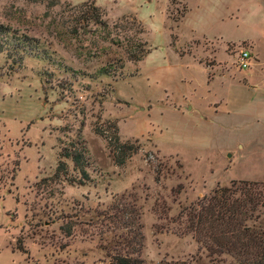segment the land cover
<instances>
[{
  "label": "rangeland",
  "instance_id": "obj_1",
  "mask_svg": "<svg viewBox=\"0 0 264 264\" xmlns=\"http://www.w3.org/2000/svg\"><path fill=\"white\" fill-rule=\"evenodd\" d=\"M90 1L0 0V24L38 47L19 64L0 53V264H110L106 245L119 231L104 234L102 213L120 196V203L130 202L129 195L140 215L145 264H237L208 259L190 236L166 230L158 215L162 210L173 218L231 181L264 183V121L243 113L244 95L226 79L209 84L175 54L209 65L208 78L232 76L238 46L182 36L185 7L167 0L164 29L175 37L173 46L167 47L160 24L146 21L136 38L151 50L133 64L115 39L131 37L123 18L133 16L125 13L138 0H92L106 28L82 19ZM103 67L108 75L99 74ZM262 86L256 84V94ZM112 125L120 141L138 147L121 167L94 133ZM78 137L87 151V180H51L59 148Z\"/></svg>",
  "mask_w": 264,
  "mask_h": 264
},
{
  "label": "trees",
  "instance_id": "obj_2",
  "mask_svg": "<svg viewBox=\"0 0 264 264\" xmlns=\"http://www.w3.org/2000/svg\"><path fill=\"white\" fill-rule=\"evenodd\" d=\"M83 6L85 11L81 17L84 21L106 28L94 1L86 2ZM123 19L129 20L130 27L126 28L125 32H132V35L129 37L122 34L115 40L119 42L118 45L124 46L126 60L137 64L151 49L145 41L136 38L144 33L142 24L133 16ZM170 38L174 42L175 37L170 34ZM169 45L171 47L173 43L170 42ZM37 50L33 39L18 35L9 27L0 24V53H5L6 57L11 58L12 64H19L26 55L38 54ZM179 56L183 54L179 53ZM117 68L122 69L121 62ZM109 72L110 70L103 67L99 74L108 75ZM94 133L106 139L108 154L116 167L123 166L138 149L136 141H120L114 125L105 131L94 128ZM64 160L71 162L72 171L76 173L74 177L69 174ZM87 160L86 148L78 137L59 148L51 180H63L70 185L84 184L87 180ZM176 167L180 168L177 163ZM181 189V185H177L175 193L178 194ZM129 198L130 202L120 203L119 201L123 200V196H120L102 213V219L107 222L104 234L119 231L114 236L116 240H110L106 245V256L110 264H145L139 257L142 247L141 227L138 222L140 215L135 200L131 195ZM160 213L158 218L169 224L166 230L177 236H190L197 248L206 253L208 259L228 257L237 264H264V224L260 221L261 215L264 214V183L231 181L229 186H216L207 195L182 207L173 218H167L162 210ZM71 229L70 225L62 228L66 236L70 235Z\"/></svg>",
  "mask_w": 264,
  "mask_h": 264
},
{
  "label": "crops",
  "instance_id": "obj_3",
  "mask_svg": "<svg viewBox=\"0 0 264 264\" xmlns=\"http://www.w3.org/2000/svg\"><path fill=\"white\" fill-rule=\"evenodd\" d=\"M185 11L179 22L182 36L192 34L208 41H216L221 46H234L238 50H245L249 55V65L244 69L245 74L239 75L242 69L235 68L232 76L227 71L223 76L208 78L207 68L210 66L203 62L195 61L187 55L179 56L193 70L198 69L206 75V82L210 84L214 80H225L226 84H232V89L244 95L241 102L245 105L243 113L257 120L264 121V86L261 94H256L254 87L264 81V0H181ZM135 8H130L126 14H132L143 25L146 21L160 24L169 45V35L164 26L167 18V0H138ZM143 10V11H142ZM172 50V49H171ZM191 105H186L190 110ZM173 113L181 115L180 108L173 106ZM244 180V179H241ZM252 179L247 181H255Z\"/></svg>",
  "mask_w": 264,
  "mask_h": 264
},
{
  "label": "built area",
  "instance_id": "obj_4",
  "mask_svg": "<svg viewBox=\"0 0 264 264\" xmlns=\"http://www.w3.org/2000/svg\"><path fill=\"white\" fill-rule=\"evenodd\" d=\"M239 69H246L249 65V55L245 50H240L236 60Z\"/></svg>",
  "mask_w": 264,
  "mask_h": 264
}]
</instances>
